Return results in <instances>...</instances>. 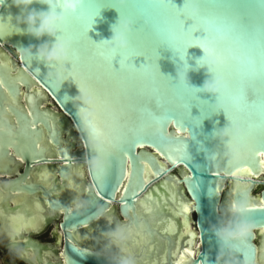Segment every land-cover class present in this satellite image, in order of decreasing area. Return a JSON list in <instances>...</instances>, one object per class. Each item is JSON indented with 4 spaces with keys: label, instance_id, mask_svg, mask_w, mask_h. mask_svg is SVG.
<instances>
[{
    "label": "water",
    "instance_id": "obj_1",
    "mask_svg": "<svg viewBox=\"0 0 264 264\" xmlns=\"http://www.w3.org/2000/svg\"><path fill=\"white\" fill-rule=\"evenodd\" d=\"M82 2L97 5L91 17L86 14L82 31L85 44L91 45L110 41L113 26L125 18L120 8L132 0L123 7L119 0ZM166 2L177 8L185 4V0ZM117 4L120 8L111 7ZM0 5V22L18 29L0 37V171L11 174L20 167L19 160L24 162V173L5 188L28 195L43 188L28 182L30 172L41 176L54 171L68 180L70 203L61 223L66 242L64 264L66 260L71 264H123L125 260L129 264H264V225L258 223L264 217V142L257 137L249 143L240 164L229 165L227 145L220 133L231 126V121L218 98L202 90L205 81L217 74L200 66L207 58L202 48L187 47L181 59L162 38L144 33L140 43L149 42L150 48L144 50H155L156 59L132 57L129 62L137 69L130 68L128 75L171 93L160 109L148 105L159 118L166 119L157 122L142 116L138 110L145 102L134 94L122 101L132 105L123 118L127 128L141 127L142 120L143 128L136 136L129 134V151L122 163L113 164L88 139L89 129L82 114L95 111L80 100L82 92L67 76V69L58 71L55 66L60 64L49 65L35 56L26 61L19 55L22 49L50 45L53 38L28 35L25 26L18 23L27 10L17 8L13 0H0ZM32 9L47 11L41 4L32 5ZM192 24L191 19H185V30ZM133 27L149 30L143 19ZM192 36L203 39L205 33L201 29ZM130 39L135 43L138 37L133 34ZM121 52L117 50L112 61L117 72ZM67 63L62 64L70 69ZM115 70L93 68L97 75L124 77L123 71ZM56 74L63 77L58 85ZM189 91L196 92L197 99L190 102L188 114L182 118L177 102ZM249 99H254L251 92ZM82 108L85 111L81 112ZM93 120L101 136L109 134L103 115L95 113ZM132 139L137 143H131ZM180 144L186 145V160L172 151ZM98 156L105 163L100 174L90 168V162ZM245 168L251 169L250 175ZM96 175L104 176L103 191ZM242 197L252 209L248 219L255 228L247 239L224 244L216 229L231 219V204ZM58 207H62L60 202H56L55 209ZM117 229L125 233L122 242L108 236ZM241 242L246 249L239 246Z\"/></svg>",
    "mask_w": 264,
    "mask_h": 264
},
{
    "label": "snow or ice",
    "instance_id": "obj_2",
    "mask_svg": "<svg viewBox=\"0 0 264 264\" xmlns=\"http://www.w3.org/2000/svg\"><path fill=\"white\" fill-rule=\"evenodd\" d=\"M173 5L168 4L166 0L163 3H141L132 0L124 8H120L118 4L111 6L119 7L125 12V18L122 20L126 19L134 25L138 20L143 19L149 29L145 31L143 27L132 28L128 35V48L119 53L120 71L117 72L112 67L117 50L109 47L107 42L103 44L92 42L91 45H86L82 37L85 16L87 14L91 17L97 5H87L82 0L75 4H61L66 21L58 38L71 41L67 63L71 67L69 69L64 64L55 67L58 71L66 68L67 76L75 81L79 90L87 91L91 95L95 113L105 117L110 129L109 134L101 136L97 131V121L92 120L87 125L88 139L100 143L103 158L111 160L113 164L122 163L124 155L129 151V134L136 136L143 128V120L141 127L127 128L123 118L126 109L132 105H125L122 101H127L128 97L134 94L136 98H142L145 102L138 110L142 116L150 117L157 122L166 119L159 118L148 105L154 104L160 109L166 103L165 98L171 93L150 87L142 80L128 75L129 69L135 68L129 62L132 57L143 55L151 61L153 57L156 59L155 50L154 52L144 50L146 47L150 48L149 42L140 43L144 33H151L154 38H162L180 54L181 59L187 47L191 45L202 48L205 57L216 59L219 65L216 73L226 84L225 94L218 98L219 104L223 105L231 124L238 123L244 130V142L247 146L257 137L264 142V0H200L197 16H192L188 12L189 6L186 3L182 8ZM185 19L193 21L188 30L184 27ZM201 29L205 33L204 38L193 39L192 33ZM13 31L17 32L18 29L11 23L0 22V37ZM133 34L138 37L135 43L130 39ZM184 40L188 41L186 45L183 44ZM95 67L110 68L116 73L123 71L125 75L123 78L114 77L111 73L97 75L93 71ZM249 92L253 94L254 99H249ZM195 93L189 91L179 98L177 109L182 114V118L187 116L191 107L190 102L197 99ZM80 111L83 112L85 109L82 108ZM131 143H137V140L132 139ZM172 151L178 153L181 158L187 159L185 144L175 146ZM244 171L251 174L249 168H245ZM95 178L98 187L103 191L104 176L96 175ZM96 195L100 196V193L97 192ZM242 198L246 199V197ZM100 199L103 197L101 196ZM235 203L233 202L231 207H234ZM184 210L188 211L187 208ZM12 219L19 232L25 225L19 218ZM135 223L133 218L132 225ZM258 223L264 225V217H261ZM239 246L247 248L244 242ZM65 264L71 262L66 260Z\"/></svg>",
    "mask_w": 264,
    "mask_h": 264
},
{
    "label": "clouds",
    "instance_id": "obj_3",
    "mask_svg": "<svg viewBox=\"0 0 264 264\" xmlns=\"http://www.w3.org/2000/svg\"><path fill=\"white\" fill-rule=\"evenodd\" d=\"M79 0H13L14 5L22 10H27L26 14L18 20V23L25 26V30L28 35H31L37 39L44 37L53 38L54 43L47 44L32 49L19 50V55L22 59L28 61L33 56L38 60L43 61L46 64H62L68 61L69 52L71 50V41L58 38V33L61 32L65 25L66 15L65 11L61 9L62 3H78ZM121 7L125 6L127 0H119ZM185 3L189 6L188 12L192 16L199 14V0H185ZM41 4L46 6L47 11H37L32 9V5ZM59 10V11H58ZM70 15L71 12L69 11ZM132 31V23L128 20H120L112 29V37L108 42L109 47L115 50L125 51L128 48V35ZM202 67H206L209 72H215L218 68V62L212 57L203 58ZM63 77L60 74H56V84L62 82ZM184 76L181 75V80ZM202 90L205 93L222 97L226 92V84L224 79L216 74L214 78L205 81ZM80 100L94 109V100L91 95L85 91L82 92ZM84 124L87 125L94 119V112H84L83 114ZM220 135L225 139L227 145V159L229 165L238 166L243 159L244 152L247 150V145L244 142L245 133L241 126L237 123L221 131ZM92 146L97 151L102 150V145L96 140H92ZM105 163L102 157H96L90 162L91 170L96 173H102ZM84 207V205H79ZM250 206L246 199L241 198L235 203L234 207L230 208L231 219L224 222L218 229H216V235L220 241L224 244H233L234 242H240L247 239L253 229L254 223L249 219ZM101 215L103 212L101 210ZM15 226V225H14ZM109 238L114 241H123L126 239L125 233L121 229H117L115 232L108 234ZM16 256L18 259H24L25 254L22 249L16 250ZM123 264H129L127 260Z\"/></svg>",
    "mask_w": 264,
    "mask_h": 264
},
{
    "label": "flooded vegetation",
    "instance_id": "obj_4",
    "mask_svg": "<svg viewBox=\"0 0 264 264\" xmlns=\"http://www.w3.org/2000/svg\"><path fill=\"white\" fill-rule=\"evenodd\" d=\"M19 163L11 174L0 171V264H64L66 242L61 223L70 203L69 182L54 171L41 176L30 172L28 182L41 185L39 192L28 195L8 190L5 184L24 173L25 163ZM56 202L62 207L55 209ZM14 217L25 225L19 232ZM17 249L24 251V259L17 258Z\"/></svg>",
    "mask_w": 264,
    "mask_h": 264
}]
</instances>
